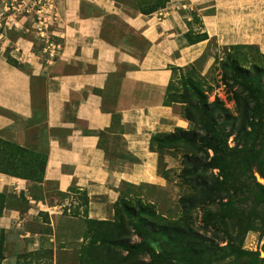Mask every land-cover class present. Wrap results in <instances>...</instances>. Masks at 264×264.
<instances>
[{
	"label": "crops",
	"instance_id": "0c3cea01",
	"mask_svg": "<svg viewBox=\"0 0 264 264\" xmlns=\"http://www.w3.org/2000/svg\"><path fill=\"white\" fill-rule=\"evenodd\" d=\"M54 3L55 55L45 51L30 14L7 13L11 25L0 42V137L46 150L41 181L0 171L6 196L0 231L7 242L18 234L19 253L38 245L42 233L32 223L50 227L55 247L61 241L72 249L83 241L86 217L110 218L121 192L132 195L133 187L141 186L147 201L167 203L172 190L150 140L189 125L164 98L171 67L195 61L207 44L187 41L191 14L218 43H251L264 52V0H169L149 14L139 0ZM132 33L145 39L146 49L139 51ZM54 192L71 197L78 213L55 211L64 203L50 200ZM12 257L7 253L6 260Z\"/></svg>",
	"mask_w": 264,
	"mask_h": 264
},
{
	"label": "trees",
	"instance_id": "16d2710c",
	"mask_svg": "<svg viewBox=\"0 0 264 264\" xmlns=\"http://www.w3.org/2000/svg\"><path fill=\"white\" fill-rule=\"evenodd\" d=\"M168 1L139 0V8L142 13L149 14L164 7ZM196 22H199L201 26L203 25L196 14L193 16V20H188L189 29L185 32V36L190 44L205 39L210 40L207 31L194 29L193 23ZM224 48L226 57L220 62L221 80L228 87L227 99L233 100L234 108L229 107L226 100L218 95H215L212 101L207 102V95L203 93L201 79L194 80L192 76H189L191 88H188L187 81L182 84L186 100L189 101L183 116L192 127L188 129L177 128L175 131L168 133H155L150 140L151 148L159 153V161L163 148L178 144H182L184 147L186 161L190 162L192 159L196 161L198 152L201 153L200 155L204 159L200 162L197 161L192 165V168L184 172L185 180L191 190L195 191V194L188 193L179 197L178 202L182 215L177 218H168L161 215L156 211L154 203L150 201L147 202L152 204H141V201H139L138 214L142 215H135L134 211L128 207L132 196L126 192H121V196L115 203L114 215H118L119 206L126 210L132 218L140 241L132 245L124 244L121 241L123 240L122 235L118 232L116 235L119 236L109 239V242L111 245L121 246L128 251H151L150 261L143 264H161V259L165 261L176 260V262L171 261V264H196L193 260L196 257L195 255L218 254L220 250L218 245L198 252L199 243L197 242L199 240H195L191 234L187 236L188 240L184 242L186 237L184 229H187L188 233L193 231L188 228L185 211L191 213V210L197 206L221 200V192L223 191L228 193L225 204L233 200L234 196L238 195L241 190L240 186H235L233 182L234 175L236 177L243 176V174L250 175L252 180L243 182L244 188L246 189L248 184H252L260 190V193H264V184L257 179L253 171L255 167L257 172L264 177V52L251 43H233L224 45ZM171 68L173 73L175 68L180 71L183 69L178 66H172ZM169 94L168 85L165 93V103L171 102V100H168ZM113 120L118 121V116L115 115ZM198 129L203 131V134L199 137L196 133ZM192 131L194 134L188 135ZM231 135H234V145L229 143ZM0 143V160L2 161L0 171L36 181L43 179L46 153L43 154V160L40 163V173L30 177L21 172L22 167L16 163V160L23 161L27 154L33 152L15 141L2 139V137H0ZM258 144H260V147L256 149ZM71 191L78 192L74 187L71 188ZM80 199L83 205L88 204L89 198L86 191L80 193ZM5 200V194L0 193V215L4 211ZM220 213L226 215L227 211L222 210ZM144 216L146 218H143ZM260 219L261 224L259 227L264 232V217H260ZM86 221L87 227L90 228L94 223H105L108 220H95L86 217ZM215 231L218 233L224 230L220 226H215ZM243 231L245 230H239V235ZM3 233L6 234L4 230H1L0 264L5 258L6 240ZM146 238L159 242L164 249L155 250L145 243ZM192 239H194L192 245L185 248L188 251L185 258V255H182L185 250L183 248L182 253L178 250L171 254L175 243L187 244ZM94 243L95 240L91 238L81 246L80 264L97 263L94 254Z\"/></svg>",
	"mask_w": 264,
	"mask_h": 264
},
{
	"label": "rangeland",
	"instance_id": "374dc122",
	"mask_svg": "<svg viewBox=\"0 0 264 264\" xmlns=\"http://www.w3.org/2000/svg\"><path fill=\"white\" fill-rule=\"evenodd\" d=\"M194 15L195 13L190 15V20H193ZM186 21L188 22V20ZM187 25L189 29V24L187 23ZM193 26L195 27L194 29L204 30L203 25L201 26L199 22L193 23ZM12 34L14 35L15 32ZM132 39L135 40L140 52L146 49L145 46L147 43L140 35L132 33ZM205 40H207V44L201 55L193 62L178 66L183 68L181 71L178 68H175L168 84L170 93L168 100H171V102L164 103L174 106L177 113L182 116L185 114L186 105L189 103V101L187 102L186 100V95L184 93L185 90L182 87V84L187 81L188 88H191L189 76H192L194 80L198 78L201 79L203 93L207 95V102L212 101L215 95H218L226 100L229 107L234 108L233 100L227 99L228 87L221 80L222 70L220 62L226 57L224 45L229 44H220L214 37H210V40ZM43 46L45 47V43H43ZM254 46L259 48L256 44H254ZM191 127L192 125L189 123L187 128L184 129ZM36 130L42 135L44 132L43 124H39ZM196 131L197 137L203 134L202 130L198 129ZM193 134V131L188 133L190 136ZM2 139L13 141L10 137H2ZM229 143L231 145L235 144L234 135L229 137ZM259 147L260 144L257 145L256 149H259ZM30 150L33 152L32 154H27L23 161L16 160V163L18 165L20 164L22 167V173L31 177L34 174L40 173V163L43 160V154L46 153V150ZM184 152L182 144L175 146L169 145L162 149L160 161L158 159V171L168 180L169 188L172 191L171 196L167 198V203L163 204L161 202H154L153 205L158 213L168 218H177L182 215V210L178 202L181 195L188 193L195 194V191L193 192V190H191V187L185 180V170L192 168V165L197 161L200 162L204 160L202 155H200L201 153L198 152L197 160L193 161L192 159L188 162L186 161L187 158L185 157ZM1 164L2 161L0 160V165ZM253 171L254 175L257 177L259 172H257L255 167L253 168ZM32 180L36 181L34 179ZM246 180L250 181L252 180V177L246 174H243V176L240 177L234 175L233 182L235 186H240V195L238 194L234 196V199L227 204H225V202L227 201L228 193L223 191L221 192V200L211 204L197 206L191 210V213L185 211V219L188 228H191L193 231H189L188 233L187 229H184L186 232L184 242L188 240L187 236L191 234L194 236L195 240H199V242H197L199 243L198 252L214 245L220 247V250L216 255H195L196 257L193 260L196 264H264V232L261 227H259L261 224L260 217H264V193H260V190L252 186V184H248V188L245 189L243 182H246ZM233 188L235 187L233 186ZM130 192L132 193V198L128 207L134 211L135 215H139V201H141V204H152L147 202L146 199L143 200V197H141V186L133 187ZM54 193L55 194H52L53 196L50 197L52 202L57 199L56 203H64V208H67L69 204H71L72 212L74 214L78 213V211H75L73 208V204L76 205V203L73 202L71 197L66 200L65 198H67V194L60 192ZM126 193L129 194L128 192ZM222 210H226L227 214L222 215L220 213ZM64 212L69 213L66 210ZM141 215L142 214L139 216ZM143 218L146 217L144 216ZM103 220L108 221L105 223H94L90 228L87 227V221L85 220V228L82 232L84 236L83 241L81 239L80 241H74L72 249H64L63 247H65V243H62L61 241H58V245L55 247V242L50 241L48 237V234L51 231L50 227L39 223H32V225L29 224L32 230H37L42 233L41 237H39L38 245H36L35 249L23 253H19L17 243L18 234H13L14 239H8L7 242V234L3 233L5 235L6 246L5 258L2 260L1 264H55V261L56 264H80V248L91 238L95 240L94 254L97 258L96 264H143L150 261L151 251H128L121 246L111 245L109 242V239L119 236L116 235L118 232L122 235L123 240L121 241L124 242V244L132 245L133 243L140 241V237L136 233V229L133 225L132 218L126 210H123L122 207L119 206L118 215L113 214L110 218ZM215 226L222 227L224 231L216 233ZM239 230L245 231L239 235ZM76 231L77 228L74 227V234ZM1 235L0 231V236ZM193 240L194 239L187 244H182V242L181 245L179 242L175 243V245H173L174 250L171 254H174L178 250L182 253V248L185 249L187 246L192 245ZM145 243L152 246L157 251L164 249L159 242L152 241L151 238H146ZM28 248V246H22V250H28ZM55 251H57V256L55 255ZM7 253L13 255V257L6 260ZM187 254L188 251L185 249L182 255H185V258ZM201 259L203 260L200 261ZM171 261L176 262V260L165 261L161 259L160 263L171 264Z\"/></svg>",
	"mask_w": 264,
	"mask_h": 264
},
{
	"label": "built area",
	"instance_id": "2783aa9c",
	"mask_svg": "<svg viewBox=\"0 0 264 264\" xmlns=\"http://www.w3.org/2000/svg\"><path fill=\"white\" fill-rule=\"evenodd\" d=\"M7 13L15 16L18 14L33 15V26L38 37L45 43L44 49L51 57L58 52L60 46L54 40L50 30L60 19L54 0H4L0 7V42L4 40L5 27L11 25ZM64 206L65 204L54 209L59 212L72 211L71 204L67 208Z\"/></svg>",
	"mask_w": 264,
	"mask_h": 264
},
{
	"label": "water",
	"instance_id": "95a60500",
	"mask_svg": "<svg viewBox=\"0 0 264 264\" xmlns=\"http://www.w3.org/2000/svg\"><path fill=\"white\" fill-rule=\"evenodd\" d=\"M257 178L259 181L264 183V177L263 176H261L260 174H257Z\"/></svg>",
	"mask_w": 264,
	"mask_h": 264
}]
</instances>
